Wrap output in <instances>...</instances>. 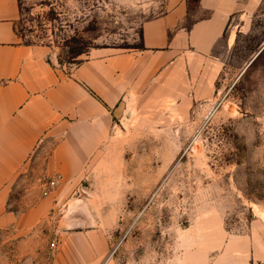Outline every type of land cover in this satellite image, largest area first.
I'll return each instance as SVG.
<instances>
[{
	"label": "rangeland",
	"instance_id": "obj_1",
	"mask_svg": "<svg viewBox=\"0 0 264 264\" xmlns=\"http://www.w3.org/2000/svg\"><path fill=\"white\" fill-rule=\"evenodd\" d=\"M168 1L18 0L19 32L71 74L92 57L143 50V27ZM229 34L212 57L173 68L172 95L133 101L127 128L116 122L69 187L41 178L46 188L29 191L33 173L20 176L13 208H31L18 204L31 192L49 201L25 239L29 264H51L76 225L108 231L111 264H197L208 232L264 237V1ZM21 240L0 241V264H24Z\"/></svg>",
	"mask_w": 264,
	"mask_h": 264
},
{
	"label": "crops",
	"instance_id": "obj_2",
	"mask_svg": "<svg viewBox=\"0 0 264 264\" xmlns=\"http://www.w3.org/2000/svg\"><path fill=\"white\" fill-rule=\"evenodd\" d=\"M263 1L169 0L166 11L143 27V50L92 57L64 74L45 48L23 43L18 0H0V241L22 239L20 251L30 255L24 264L32 262V239H25L45 221L49 201L28 192L31 198L27 194L18 204L31 208H13L20 176L33 173L23 186L29 191L46 188L41 178L55 179L51 191L69 187L108 143L116 124L111 113L124 96L131 112L133 101L148 100L156 91L172 95L173 68L212 57L231 37L230 29L245 25ZM72 228L51 264H111L107 230ZM202 247L197 264H264L260 232H208Z\"/></svg>",
	"mask_w": 264,
	"mask_h": 264
},
{
	"label": "water",
	"instance_id": "obj_3",
	"mask_svg": "<svg viewBox=\"0 0 264 264\" xmlns=\"http://www.w3.org/2000/svg\"><path fill=\"white\" fill-rule=\"evenodd\" d=\"M130 112V102L129 99L124 96L117 107L113 110L112 116L114 120L120 125L123 129L127 128L128 125V115ZM83 225H79L77 230H81Z\"/></svg>",
	"mask_w": 264,
	"mask_h": 264
},
{
	"label": "built area",
	"instance_id": "obj_4",
	"mask_svg": "<svg viewBox=\"0 0 264 264\" xmlns=\"http://www.w3.org/2000/svg\"><path fill=\"white\" fill-rule=\"evenodd\" d=\"M51 248H52V250L55 252L56 245H55V244H52ZM54 255H55V253H54Z\"/></svg>",
	"mask_w": 264,
	"mask_h": 264
},
{
	"label": "trees",
	"instance_id": "obj_5",
	"mask_svg": "<svg viewBox=\"0 0 264 264\" xmlns=\"http://www.w3.org/2000/svg\"><path fill=\"white\" fill-rule=\"evenodd\" d=\"M194 4L197 2V0H191Z\"/></svg>",
	"mask_w": 264,
	"mask_h": 264
}]
</instances>
